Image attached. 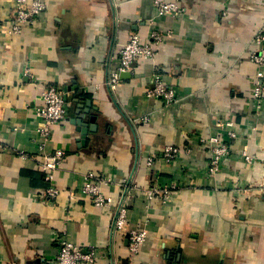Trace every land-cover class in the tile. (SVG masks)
I'll list each match as a JSON object with an SVG mask.
<instances>
[{
  "label": "crops",
  "instance_id": "obj_1",
  "mask_svg": "<svg viewBox=\"0 0 264 264\" xmlns=\"http://www.w3.org/2000/svg\"><path fill=\"white\" fill-rule=\"evenodd\" d=\"M41 1L33 27L0 32V264H49L64 237L95 247L94 264H264V103L252 98L264 63L251 59L264 0H165L177 15L154 0ZM15 4L0 0V22ZM152 31L168 34L155 56L111 91L120 47ZM156 74L176 103L147 96ZM48 85L66 96V119L41 147L35 109ZM214 136L230 154L211 175L203 140ZM167 146L179 149L172 162L161 158ZM55 150L64 157L50 180L40 163ZM86 174L107 180V207L82 192ZM154 187L169 197L150 196ZM121 200L127 222L115 232ZM130 230L146 232L136 253Z\"/></svg>",
  "mask_w": 264,
  "mask_h": 264
},
{
  "label": "built area",
  "instance_id": "obj_2",
  "mask_svg": "<svg viewBox=\"0 0 264 264\" xmlns=\"http://www.w3.org/2000/svg\"><path fill=\"white\" fill-rule=\"evenodd\" d=\"M154 4L160 14L177 15L180 13V7L174 2H166L165 0H154ZM45 10V5L41 0H16L14 13L7 22H0V32H6L10 35H18L26 28L34 26L37 18ZM168 34L159 31H152L150 40L144 42L137 34L129 36L128 40L120 47L118 51L117 66L115 70L110 72L107 85L111 91H115L120 83V75L129 71L132 64L141 59L153 58L156 54V47L164 40ZM254 41L259 45L258 53L251 56L255 64L262 65L264 63V29L254 36ZM147 96L160 100L166 105H172L177 102V98L173 88L167 86L160 79L159 75H153L152 87L147 90ZM252 98L255 107L260 110L264 103V80L257 83L252 89ZM39 106L35 109V115L38 120L37 134L40 137L41 147L45 145L51 138L53 129L60 125L66 119L65 102L63 93L54 86H42L39 94ZM149 118H142L143 122H147ZM229 137H234L233 132H229ZM203 142L209 145L210 160L207 167L209 174L217 173L224 159L230 154V146L228 140L214 136ZM179 149L173 146H167L161 158L167 162H172L178 155ZM64 152L55 150L51 154L44 155L40 166L48 173L51 180V172L62 165ZM249 163L250 157H245ZM107 182L105 178L95 176L93 174L84 175L82 192L91 198L93 205L105 208L109 205L110 200L102 192V186ZM259 191L264 194V182L259 186ZM46 194L50 200H56L59 196V190L52 184ZM170 191L154 187L149 190V195L165 199L169 197ZM128 204L127 201L121 200L117 206L116 214L113 220V231L117 232L126 226ZM146 236L145 231L130 230L128 232L129 250L136 253L139 246L143 243ZM97 249L90 247L85 249L69 242L65 237L60 240L56 255L49 264H94L96 260Z\"/></svg>",
  "mask_w": 264,
  "mask_h": 264
},
{
  "label": "water",
  "instance_id": "obj_3",
  "mask_svg": "<svg viewBox=\"0 0 264 264\" xmlns=\"http://www.w3.org/2000/svg\"><path fill=\"white\" fill-rule=\"evenodd\" d=\"M124 75H126V72L125 73H122L121 75H120V77H122V76H124ZM63 99H64V102H66V96H63ZM88 104V103H87ZM93 120V118L91 119V121ZM82 133L85 135L86 134V131L85 130H82Z\"/></svg>",
  "mask_w": 264,
  "mask_h": 264
}]
</instances>
